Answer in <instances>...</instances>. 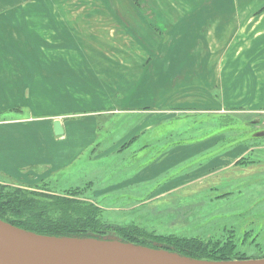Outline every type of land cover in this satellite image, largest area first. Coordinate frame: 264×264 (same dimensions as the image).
Returning a JSON list of instances; mask_svg holds the SVG:
<instances>
[{
    "label": "rangeland",
    "instance_id": "374dc122",
    "mask_svg": "<svg viewBox=\"0 0 264 264\" xmlns=\"http://www.w3.org/2000/svg\"><path fill=\"white\" fill-rule=\"evenodd\" d=\"M211 1L229 0H202L206 16ZM238 1L264 12V0ZM155 2L172 25L166 0H0V82L19 106L6 118L30 119L35 107L50 124L83 115L91 137L52 177L0 172L1 219L92 206L100 230L62 238L110 246L126 241L119 230H139V241L185 259L264 260V137H254L264 130L263 52L242 54L227 25L181 20L165 33ZM138 24L149 38L126 33ZM12 190L28 194L25 209Z\"/></svg>",
    "mask_w": 264,
    "mask_h": 264
},
{
    "label": "crops",
    "instance_id": "0c3cea01",
    "mask_svg": "<svg viewBox=\"0 0 264 264\" xmlns=\"http://www.w3.org/2000/svg\"><path fill=\"white\" fill-rule=\"evenodd\" d=\"M201 4H203L202 0H189V2L187 0L183 2L166 0L169 9L175 10L171 11L172 16L176 17V21L172 25L164 17L167 14L164 11L165 9L163 10L157 2H155L153 8L156 10L157 16L159 15L158 19L161 18L170 25L165 33H172L173 25L181 20H184L183 23L186 29L197 28L199 20L202 21V23L199 22L201 30L205 25L211 24L222 31L224 30L223 26L227 25L228 30L232 29L230 38H234L236 34H239L237 40V43H239L240 37H242V54H247L246 56L261 55V52H263L262 56H264V12H259L260 7L258 10L250 11L251 4L249 2L238 0L211 1L207 4L211 5L210 15L206 16L208 13L202 11L205 7ZM245 5L247 6L245 7ZM198 7H200L199 11L196 10ZM241 7L242 12H238L237 10H240ZM132 19L134 21L135 18L132 17ZM148 28L147 25L138 24L135 28L130 27V31L126 33L131 36L141 34L149 38ZM121 29V32H124L123 27ZM186 29L181 30L180 33L187 34L188 30ZM227 46L230 47L229 44ZM145 50L147 51V49ZM251 50H254V53L251 54ZM10 85L11 82H0V172L13 178L20 173H24V170L34 171L35 175H39V170H43L44 173H40V176L44 178L52 177L63 169L73 167L83 154L81 148H89L88 146L91 143V137L87 132V130L89 131V123L86 126L84 125L83 115L78 116L77 120L64 121L60 119L64 134L57 137L53 129L54 121L50 124L47 119L41 118V114L36 113V107V112L34 111L30 117H27L30 119L11 117L14 115L12 109H18L19 106H16L18 104L6 103L12 98ZM4 105L5 107H2ZM8 114L12 115L6 118ZM42 120L45 123L41 122ZM43 126L46 128L45 130ZM79 126L82 127V130L78 129ZM80 135H82V139L88 137L82 147L76 148L75 139L81 137Z\"/></svg>",
    "mask_w": 264,
    "mask_h": 264
},
{
    "label": "water",
    "instance_id": "95a60500",
    "mask_svg": "<svg viewBox=\"0 0 264 264\" xmlns=\"http://www.w3.org/2000/svg\"><path fill=\"white\" fill-rule=\"evenodd\" d=\"M54 134L64 128L54 120ZM254 137H264V130ZM95 244L32 233L0 220V264H264V260L204 262L185 259L163 250L122 241Z\"/></svg>",
    "mask_w": 264,
    "mask_h": 264
},
{
    "label": "trees",
    "instance_id": "16d2710c",
    "mask_svg": "<svg viewBox=\"0 0 264 264\" xmlns=\"http://www.w3.org/2000/svg\"><path fill=\"white\" fill-rule=\"evenodd\" d=\"M9 192H13L12 194L15 197V199L12 200V203H21V205H24L23 209H25V206L27 207V205L30 204V202L32 201L28 199L27 197L28 194L26 192H22L19 190H12ZM17 194L22 195V197L19 198ZM2 195H3V192L0 191V197ZM32 207L34 208H31L30 211L27 210L28 212L27 216L25 215L26 217H28V219L21 220L23 224H21L22 223L21 221L18 222L19 224H17L16 222L13 223L12 221L3 220L1 218H4V217L1 216V214H0V220L14 227H17L19 229H23V230H26L32 233L40 234V235L56 237V238L80 237V236L85 237L83 235H85L84 233L87 231L97 232L98 230H100L99 229V226H101V222L99 220L100 213L98 209L92 206H88V208L77 206L76 208L75 206L70 205L68 206L67 210L63 214L58 215L55 219H53L54 218L53 216L42 217L40 214H42L44 210L37 209L38 206H32ZM73 211H75L74 214L76 216L69 214V212L72 213ZM25 213H26V210H24V214ZM29 217H33V218H29ZM119 232L124 234V240H126V241L122 240V242L150 247V244H145V242L139 241L137 237H134L135 235L138 237L144 236V234H142V232L139 230H135L134 232H131L130 234H128L127 232H123L121 230H119ZM137 232L141 234H138ZM112 241H116V240H112ZM117 241H120V240H117ZM150 248L161 250V248H154V247H150ZM177 248H178L177 251H180L181 254L182 252L183 254L187 253L182 248H179V247Z\"/></svg>",
    "mask_w": 264,
    "mask_h": 264
},
{
    "label": "bare ground",
    "instance_id": "6f19581e",
    "mask_svg": "<svg viewBox=\"0 0 264 264\" xmlns=\"http://www.w3.org/2000/svg\"><path fill=\"white\" fill-rule=\"evenodd\" d=\"M93 243H95V242H93Z\"/></svg>",
    "mask_w": 264,
    "mask_h": 264
}]
</instances>
